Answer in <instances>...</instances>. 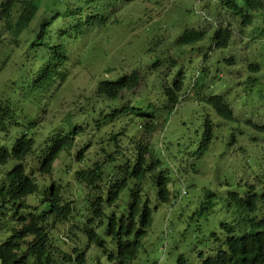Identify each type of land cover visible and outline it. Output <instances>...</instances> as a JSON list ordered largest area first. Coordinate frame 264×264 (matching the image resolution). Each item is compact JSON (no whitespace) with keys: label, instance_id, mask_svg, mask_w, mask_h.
Segmentation results:
<instances>
[{"label":"clouds","instance_id":"clouds-1","mask_svg":"<svg viewBox=\"0 0 264 264\" xmlns=\"http://www.w3.org/2000/svg\"><path fill=\"white\" fill-rule=\"evenodd\" d=\"M23 1L26 0H0V33L3 30L1 20L8 14L16 20L19 6ZM70 1L73 0L65 1L61 9L54 8L52 13L50 11L45 13V19H51L50 16L55 17L57 10L64 13L58 24H53L51 20L48 26L50 36L62 35L66 39L65 45L58 48V55L49 63L37 56L29 69L23 65L16 70L17 64L23 58L25 47L30 42L31 23L29 36H25L24 40L22 38L16 44L9 43L7 36L0 37V44L13 46V52L0 61V96L6 99L8 95V105L2 104L0 111V159H5L0 164V176L20 161L17 160L16 154L21 152L24 145L17 147L18 143L21 141L31 143L30 151L20 162L24 165L25 172L35 177L37 190L26 195L24 201L27 202V197L33 195L34 204L27 203L40 211L45 209L49 193L56 191L60 197L59 207L65 202L72 207L69 218L59 220L57 223L73 220V225L65 233V237H74L76 240L80 237L84 242L83 246L80 243L75 245L84 247L86 239L80 227L93 216V203L98 196L102 198L101 206L104 214L114 211L121 215L125 213L132 194L138 188L142 194H147L145 179L142 181L129 179L111 204L105 202L110 184L121 178L117 168L121 163L120 151L133 150L137 142L149 140L154 133L158 132L155 140L163 143L164 149L161 145L149 140L154 149L160 148L156 159L162 162V167L167 168L169 173L173 168L177 174L183 171L188 172V170L201 172L202 167L210 163L211 155L230 151L231 165L241 172L237 177L244 180V187L241 192L227 193L226 207L234 211V216L229 222H220L219 234L212 232L213 254L201 255L198 262L200 264L202 259L213 256L218 242H222L225 234L222 225H230L237 229L239 227L237 222H241L246 228L249 226L250 219L258 221L264 217V211L250 213L240 209L230 197L233 194L238 198L254 196L256 204L261 206L264 204V0H191V5H185L187 0H172L169 11L165 10L166 0H156L160 8L157 13L150 12L144 21L142 17H138L129 23L127 27L132 31L131 39L137 36L140 45L147 44L148 52L144 65L138 67L136 64H130L122 67L118 66V62L107 65L104 68V76L96 80L95 89L100 82L105 81L110 82L109 86L115 87L126 81L136 82V85L121 87L118 94L119 100L97 94L94 89V96L98 95L103 99L100 100L101 111L90 116L89 120H92L95 128L98 131L101 130V133L96 142L88 144L81 143L80 138L74 136L76 141L70 150L75 146L81 147L83 149L81 156L76 157L79 148L73 153V159L65 155V153L69 154L70 150L64 151L63 156H67V162L70 160L68 164L73 165V177L81 187L76 186V193L84 192V203L79 204L77 208L73 205V201L77 202L72 198L73 195L67 199L66 197L70 196L63 193L64 190L60 189L59 183L56 184L53 179H50L53 164L62 151L54 160L50 174L39 173L40 163L46 153V145L54 135L49 131L47 137L44 132L45 127H50L46 125L51 124L52 119L48 108L49 102L58 90L59 83L70 76L74 72L71 69L80 63L81 49L88 48L90 39L101 36L103 26L109 22L108 11L124 10L127 3L134 0H75L76 2L72 4ZM130 11L134 16H141L143 12L135 6H132ZM190 14H193L194 18L187 19V15ZM147 26H149L148 29H146ZM137 28L139 30L133 32ZM8 63L12 64L13 70L8 74L4 73L1 77L2 70ZM29 71L30 73L27 74ZM50 71L55 74L52 81L59 75L61 77L54 81L50 96L44 100L37 91L47 81L46 74ZM14 72L16 73L15 82L12 81ZM23 85L24 90H22ZM140 87L141 92H139ZM127 94H130L129 98L124 102L123 98ZM131 98L133 101H130ZM20 103H26L28 109L15 116ZM127 104L136 106L142 114L132 115L128 122L111 118L117 109ZM220 105L224 107L223 113L218 111ZM11 109L14 111L12 112ZM145 113L149 116L154 129L151 133L140 128L145 122ZM21 115H28L30 126L35 125L32 131H22L17 134V128L20 126L18 120ZM82 119L79 118V123H75L83 126L80 122ZM94 120H98V124L94 123ZM41 122L45 126L39 125ZM135 123H138L137 126L148 138L134 139L130 136L132 131H141L134 126ZM83 127L85 129V123ZM71 129L62 127L54 133L66 134ZM11 136L14 138L8 146ZM215 143L219 144L221 149L214 150ZM90 147L101 155L97 160L87 155ZM196 148L197 153L205 151L204 159L201 162L193 160L191 164H185L186 152ZM34 153L37 166L35 169L32 166L27 169L25 161ZM109 154H112L115 160H110ZM174 166L178 168L174 169ZM98 167L103 171L102 183L97 182L99 189L77 178V171L85 170L90 175ZM39 175L50 180L46 182L39 178ZM70 181L73 182L72 180L67 182ZM169 188L174 191L172 180ZM124 191L127 193L128 200L122 213L118 209L117 201ZM149 191L150 194L147 195L150 200H153V188ZM179 191L180 194L185 193L184 187L180 186ZM176 193L177 191H174L171 194L168 202L173 203L175 200L171 201L172 199L180 197V195L176 197ZM211 199L214 201V194L211 192H205L202 196L205 203ZM202 208H206V205ZM14 217L13 215L7 217V220L12 222ZM105 220L106 218H103V222ZM53 239L54 234L53 238L50 234V249L55 252L54 244L51 243ZM55 240L61 241L57 235ZM72 248L68 253L73 254Z\"/></svg>","mask_w":264,"mask_h":264},{"label":"trees","instance_id":"trees-1","mask_svg":"<svg viewBox=\"0 0 264 264\" xmlns=\"http://www.w3.org/2000/svg\"><path fill=\"white\" fill-rule=\"evenodd\" d=\"M57 1V2H54ZM67 0H26L19 6L18 17L16 20L12 15H7L1 20L0 37L7 36L9 43H18L29 36L30 23V42L27 43L22 60L17 64L16 70L23 65L29 69L39 56L44 62L49 63L58 55V48L64 46L66 39L62 35L50 36L48 26L58 24L64 13L57 10L56 16L51 19H45L48 11L52 13L54 8L61 9ZM76 1H70V4ZM262 5V4H261ZM39 12H42L39 14ZM65 12V11H64ZM66 13V12H65ZM40 38V39H39ZM32 39H36L33 41ZM42 40V41H39ZM161 60V59H158ZM30 71L27 73L29 74ZM53 72L46 74L47 81L39 87L37 94L46 100L50 96L51 88L54 87V81L60 78L59 75L54 81ZM16 73H12V81L15 82ZM52 81V82H51ZM110 82H100L95 89L97 94L107 96L112 100H119V89L136 85V82L126 81L118 87L109 86ZM16 89L15 85L12 84ZM19 86V85H18ZM20 88V87H19ZM25 89L23 85L22 90ZM8 96V95H7ZM3 99L0 96V111L2 104L7 106L8 97ZM93 103L78 109L74 116L85 119L86 126L89 125V117L99 113L101 108V99L103 97L96 95ZM97 101V102H95ZM28 109L26 103H20L17 107L15 116L22 114ZM13 112L14 110L11 109ZM134 105H123L112 114V119L128 122L133 116H140V112ZM218 111L223 113V105L218 106ZM87 115V116H86ZM73 120H76L77 118ZM87 117V118H86ZM143 130L151 133L154 129L147 113L144 115ZM98 124V120H94ZM135 123L134 126H137ZM84 127L75 123L66 134L60 132L54 134L46 145V153L39 166V173L50 174L52 164L61 151H69L73 147L74 136L81 137ZM210 140V137H209ZM24 145L21 152L16 154L17 160L22 161L23 157L30 151L31 143L21 141L17 147ZM160 151L154 149L149 140L137 142L133 150L126 149L120 151L121 163L117 168L121 173V178L112 182L106 193L105 202L111 204L117 197L118 192L127 184L129 179L142 181L146 190L153 188V200H150L146 193L142 194L140 188L132 194L124 214H117L112 211L110 214H104L101 206L102 198L98 196L93 203L94 214L85 221V225L80 227L86 243L84 247L75 245L72 253L65 251L55 253L50 249V229L59 220H67L72 212V207L65 202L60 205V197L56 191L49 193L48 203L45 209L38 211L35 206L29 205L24 201L28 194L36 192L37 185L35 177L29 176L25 172L24 165L19 161L15 163L10 170L0 176V264H85V252L90 244L97 246L110 264H133V261L142 246V240L152 223V211L156 209L158 203L168 202L174 191H171L169 184L171 178L167 168L162 167V162L157 160ZM83 154L81 147L76 153V157ZM110 160H115L112 154H109ZM5 159H0V164ZM77 178L95 188H100L98 181H103V171L99 167L95 172L88 175L85 170L76 172ZM45 194V191H43ZM211 196V195H210ZM232 201L238 204L237 207L247 212H262L264 204L255 203L254 196L238 198L236 195H230ZM43 201H41L42 203ZM213 199L207 201L206 208L212 206ZM15 216L12 222L7 217ZM103 218H106L103 223ZM96 220V221H95ZM238 228L230 225H222L225 234L222 242H218L215 253L211 257L202 259L200 264H264V217L258 221L249 220V226L244 228L241 222H237ZM7 225H10L8 235H5ZM103 226L107 242L104 240L98 227ZM3 234V235H2ZM175 264H188L184 255L179 254Z\"/></svg>","mask_w":264,"mask_h":264},{"label":"rangeland","instance_id":"rangeland-1","mask_svg":"<svg viewBox=\"0 0 264 264\" xmlns=\"http://www.w3.org/2000/svg\"><path fill=\"white\" fill-rule=\"evenodd\" d=\"M171 2L172 0H166V4L164 5L166 11L170 10ZM191 3V0H187L185 5H191ZM132 6L142 10V15L134 16L130 11ZM159 10L160 8H158L156 0H134L129 1L124 10L108 11L109 22L103 26L101 36L90 39L88 48L81 49L80 56L82 59H79L80 63L76 64L74 69H71L74 72L70 76L59 83L58 90L55 91L54 96L50 99L48 108L52 114V119L51 124L46 125L50 127H45L46 129H44L47 137L49 131L54 133L62 127L71 129L75 122L79 123V118L73 120L76 117L74 113L81 107L93 103L92 99L96 98L93 94L97 83L96 80L104 76V68L107 65H113L116 62H118V66L122 67H127L130 64H136L138 67L144 65L148 52L147 44L140 45L137 36L132 40V31L127 26L138 17H142L144 21L150 12L157 13ZM192 18H194L193 14L187 15V19ZM148 28L149 26L146 27V29ZM138 30L137 28L133 32H137ZM12 52L13 46L0 44V61ZM11 70H13V66L8 63L2 70L1 77L4 73L8 74ZM141 90L142 88L140 87L139 92ZM129 95L127 94L123 98L124 102L127 101ZM130 101H133V99L131 98ZM18 121L20 126L17 128V134H20L22 131L30 132L35 127V125L30 126L28 115H21ZM84 121L85 119L80 121L83 126ZM39 125L45 126L43 122L39 123ZM138 129L141 130L139 127ZM100 133L101 130L98 131L93 125L92 120H89V125L85 127L80 137V142L82 141L81 143L86 144L94 143ZM157 134L158 132L154 133L149 140L157 145H161L162 149H164L165 145L155 140ZM14 136H11L9 139L8 146ZM130 136L134 139L148 138L146 134L142 133V130L132 131ZM77 148L79 146H75L69 151V154L65 153V155L73 159V153L76 152ZM213 149L219 150L221 147L215 143ZM34 155L35 153L26 159L25 166L27 169L30 166L33 169L36 168L37 164ZM63 155L64 151L59 154L58 160L54 162L53 173L50 179H53L56 184L59 183L60 189L64 190L63 193L70 196L66 197L67 199H70L73 195L72 198L77 201L76 203L73 201V205L77 208L80 206L79 204L84 203V192L76 193V186L81 187L73 177V165H69L68 162L70 163V160L67 162L68 157ZM87 155L94 160H97L101 156L93 147L87 150ZM204 155L205 151L197 153V148L189 150L185 154V164L189 165L193 160L201 162L204 159ZM231 158L230 151L215 153L209 157L210 163L202 167L201 172L188 170V172L183 171L177 174L171 168L169 176L172 180L174 191H177L176 197L179 195L180 197L172 199L171 201L175 200L173 203H159L157 209L153 211L152 223L142 240V246L133 264H175L179 254H183L189 264H198L201 255L207 256L213 254L214 241L212 232L219 234L220 222H229L234 216V211L226 207V195L229 191L241 192L244 187V180H240L237 177L241 172L237 171L234 165H231ZM67 164L68 167L66 169ZM176 168L178 166H174V169ZM60 169L64 170L63 173H60L62 172ZM39 178L44 179L46 182L50 180L43 178L41 175H39ZM69 180L73 182L70 181L68 183L67 181ZM70 183L75 184V186ZM180 186L184 187L185 193L180 194ZM68 189L72 190L68 191ZM146 192L150 194L149 190ZM205 192L214 194V201L210 208H202L206 205L205 201L202 200ZM127 200V193L124 191L120 194L117 201L118 209L122 213L124 212ZM27 202L34 204V196L29 195ZM153 202L155 203L154 200ZM72 225L73 220L62 221L52 226L50 234L52 238L54 234V239L51 243L54 244L55 253L62 251L71 252V248L75 243H80L83 246L82 243L84 242L80 237L79 240H76L74 237H65V233L69 231ZM6 227L5 235H8L10 225ZM97 229L101 237L109 242L103 231V226ZM55 235L63 242L55 240ZM69 264L72 263L70 262ZM85 264H110V262L104 257L97 246L91 244L85 254Z\"/></svg>","mask_w":264,"mask_h":264}]
</instances>
